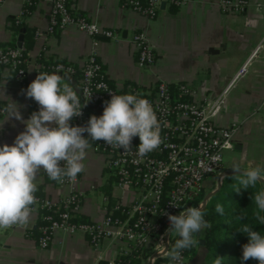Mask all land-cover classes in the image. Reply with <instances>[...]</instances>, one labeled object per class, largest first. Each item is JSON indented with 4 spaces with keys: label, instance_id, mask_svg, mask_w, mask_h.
I'll return each instance as SVG.
<instances>
[{
    "label": "crops",
    "instance_id": "crops-1",
    "mask_svg": "<svg viewBox=\"0 0 264 264\" xmlns=\"http://www.w3.org/2000/svg\"><path fill=\"white\" fill-rule=\"evenodd\" d=\"M249 2L244 14H225L219 7V0H195L179 9L167 7L151 20L123 8L122 0H70L73 12L100 27L120 31L122 38L112 41L92 38L75 26L55 33L47 32L53 0H35L28 16L24 14L25 0H4L0 6V45L9 47L18 39L22 32L16 34L12 20L24 15L21 30H25L24 39L27 31L33 34L34 46L26 58L25 84L8 69L0 70V97L7 108L0 122V146H12L15 138L26 129L24 123L10 118L15 107L13 103L20 106L25 121L30 119L35 111L31 98L26 96V89L39 73H53L50 68L58 63L74 65L79 71L86 58L96 53L107 79L117 88L134 86L150 91L159 82L187 84L195 92L193 98L202 102L219 95L249 61L247 74L230 91L215 123L219 126L240 125L235 149L230 151L237 154L233 158L226 157L229 165L225 163V170L236 164L245 170L249 165L264 167V42L261 51L253 56L264 39V0ZM39 30L46 32L36 40L35 33ZM137 32L145 33L154 49L156 60L151 67L137 65L136 49L130 41L131 34ZM65 82L79 88L78 75ZM84 164L85 171L80 173L77 184V189L85 195L81 208L83 219L102 221L106 209L116 201L131 202L133 191L123 192L116 187V178L108 171L102 154L88 149ZM37 184L44 197L55 201L70 193L69 187H60L43 172L38 175ZM209 184L212 193L214 184ZM37 225L38 216L33 213L26 227L0 229V264H93L100 254L106 259L115 258L126 248L122 243L105 242L97 251L83 233L58 230L51 245L42 249L37 243ZM204 231L205 228L199 237ZM152 247H157V243ZM206 252L200 245L195 258L184 264H203ZM156 254L158 252L150 258H142L141 264L151 263ZM156 260H153L154 264Z\"/></svg>",
    "mask_w": 264,
    "mask_h": 264
},
{
    "label": "built area",
    "instance_id": "built-area-1",
    "mask_svg": "<svg viewBox=\"0 0 264 264\" xmlns=\"http://www.w3.org/2000/svg\"><path fill=\"white\" fill-rule=\"evenodd\" d=\"M195 0H122L125 9L135 11L151 20L167 8H182ZM4 0H0V6ZM31 5L35 0H25ZM164 5V7H163ZM249 0H219V7L225 14H244L249 8ZM24 15L17 18L21 25ZM69 26H75L92 38L119 41L120 31L100 27L83 15L72 11L70 0H53L47 32L55 33ZM46 32V31H45ZM45 32L37 31L38 40ZM17 34V33H16ZM130 41L136 49L137 65L151 67L156 55L147 35L132 33ZM262 43L253 56L262 49ZM249 62V61H248ZM245 63L228 85L215 97L196 101L195 92L187 84L172 85L159 82L154 89L144 91L139 87L117 88L107 79L104 66L96 53H91L78 71L74 65L58 63L50 68L62 74L79 77V95L82 115L71 120L72 126H87L91 116L103 115L105 101L113 95L134 94L147 99L152 104L158 119L162 122V142L152 152L141 156L138 152L139 137L132 140V150L112 147L105 141L92 142L91 148L106 158L108 171L116 178V187L121 191L132 190V200L128 204L116 201L106 209L102 221H87L81 217L85 195L77 189L80 174L75 181L58 183L69 187L70 193L55 201L35 193L37 202L33 213L38 216L37 243L42 249L51 245L54 233L58 230L76 234L83 233L93 247L100 251L105 242L122 243L126 248L120 256L106 259L103 254L93 264H132V260L157 243L158 253H163L180 237L166 235L170 226L168 215H179L190 207H200V198L206 191L207 181L217 173L224 172L226 154L235 149V137L239 124L219 126L216 117L222 112L226 98L241 78L248 72ZM8 69L14 77L25 84L27 78V59L23 47H19V36L15 46L0 48V70ZM80 72V74H78ZM0 78V87H1ZM84 93V95H83ZM34 111H39L38 103L31 99ZM6 105L0 97V122L6 115ZM89 138L88 134H84ZM219 157L218 159H213ZM220 175V176H221ZM206 198V197H205ZM18 226V225H17ZM13 226L7 229H13ZM167 252L164 254L166 255ZM183 252V264L186 261ZM154 264V261H151ZM170 264V261H168Z\"/></svg>",
    "mask_w": 264,
    "mask_h": 264
},
{
    "label": "clouds",
    "instance_id": "clouds-1",
    "mask_svg": "<svg viewBox=\"0 0 264 264\" xmlns=\"http://www.w3.org/2000/svg\"><path fill=\"white\" fill-rule=\"evenodd\" d=\"M58 73H61L60 68L51 74L39 73L26 89V96L40 106L30 119L25 121L20 106L13 103L10 118L24 123L26 129L12 146H0V229L28 226L34 211L32 206L37 202L38 175L46 173L49 179L59 183L66 179L75 181L78 174L85 171L84 161L92 142L102 140L111 148L129 152L133 138L139 137L137 149L141 156L152 152L162 142V122L152 104L134 94H112L111 100L105 101L103 115L91 116L87 126H72L71 120L82 115L87 102L81 107L79 88L65 82V76ZM85 133L89 138L84 137ZM232 170L238 173L234 178H239L241 189L264 183V167L249 165L247 170H242L236 164ZM254 200L259 211L264 212V191L256 193ZM216 211L223 214L220 205ZM257 218L264 224V217L258 214ZM168 219L170 226L166 235L176 234L180 238L169 247L167 255L170 264H183V252L199 243L195 236L207 227V222L200 207L186 208L178 216L168 215ZM236 219L245 218L237 216ZM238 231L248 237V243L242 246L241 264L249 259L264 264V235L247 224ZM222 261L216 257L214 264H222Z\"/></svg>",
    "mask_w": 264,
    "mask_h": 264
},
{
    "label": "trees",
    "instance_id": "trees-1",
    "mask_svg": "<svg viewBox=\"0 0 264 264\" xmlns=\"http://www.w3.org/2000/svg\"><path fill=\"white\" fill-rule=\"evenodd\" d=\"M34 5L35 3L33 2L31 5L25 7L24 14L26 16L32 13ZM12 21L13 30H15L17 34L19 32L23 33V30H21L22 25H16L15 19ZM13 46H15V42L9 47ZM33 46V34L27 31L23 41V54L25 58H27L28 52L33 49ZM0 48H2L1 45ZM78 74H80V72H78ZM234 176L235 175H229L226 177L222 183L221 189L207 201L206 208L203 212L207 227L202 237H199V234L195 236L197 241L202 239L205 240V245L203 247H205L207 254L203 264H214L216 257L223 260L222 264H241L242 246L248 243V237L238 230L245 224L254 231L261 232V234L264 235V224H261L260 220L257 218L258 214L264 217V212L259 211L254 200L256 193L264 191V183L258 182L255 187H249L247 190H244L241 189L239 178H234ZM36 194L43 196L40 188H38ZM205 197L206 196L203 194L199 201L202 202ZM217 205L223 208L222 215L216 211ZM237 216H243L245 219L237 220ZM197 245H199V243L192 249L186 250V261H191L195 258L198 249ZM144 257L146 258L145 253L141 254L139 258L132 260V264H141V260ZM168 261V258H161L157 259L155 264H161V262L167 263ZM244 264H259V261L249 259L244 262Z\"/></svg>",
    "mask_w": 264,
    "mask_h": 264
},
{
    "label": "rangeland",
    "instance_id": "rangeland-1",
    "mask_svg": "<svg viewBox=\"0 0 264 264\" xmlns=\"http://www.w3.org/2000/svg\"><path fill=\"white\" fill-rule=\"evenodd\" d=\"M235 154H237V152H228L227 154H226V157L228 156H230V157H234L235 156ZM255 157V155H253V158ZM251 159V157L247 160V162H249V160ZM261 164V163H260ZM227 165H229V161L228 162H226V166ZM259 166V165H258ZM261 166V165H260ZM242 170H245V169H242ZM228 171H233L232 170V167H231V169H229V170H225L223 173H226V172H228ZM220 175H221V172L220 173H217L216 175H213L209 180H208V183H206V191L204 192V195L205 196H207L208 195V193H210L209 191V189H210V184H209V182L211 183L212 182V184H214L213 185V188H212V190L213 189H217L218 187H219V184L220 183H223V181L226 179V177H223V178H220ZM219 178V179H218ZM215 181V182H214ZM214 182V183H213ZM207 185H209V186H207ZM209 188V189H208ZM175 235L176 234H173V236H171L172 237V239L174 240L175 238ZM202 240H204V239H202ZM202 240H200L199 241V245H197V248H199L200 247V245H201V241ZM205 241V240H204ZM159 249L157 248V247H151V248H149L148 250H146L145 251V254H146V258H150L151 257V255L153 254V253H155V252H157ZM148 251V254L146 253ZM206 254H207V252H206ZM165 258H168L169 259V257H168V255L166 254L165 256H164ZM206 257V256H205ZM149 264H151V263H149Z\"/></svg>",
    "mask_w": 264,
    "mask_h": 264
},
{
    "label": "water",
    "instance_id": "water-1",
    "mask_svg": "<svg viewBox=\"0 0 264 264\" xmlns=\"http://www.w3.org/2000/svg\"><path fill=\"white\" fill-rule=\"evenodd\" d=\"M163 7H164V5H163ZM24 32H25V30H23V33H24ZM23 33L19 35V47H23V41H24V34H23ZM58 74L61 75V76H65V80H67V79H69V78L71 77V76H70L69 74H67V73H65V74L58 73ZM229 175H238V173H235L234 171H228V172H226V173H222V175L220 176V178L227 177V176H229ZM221 187H222V183L219 184V187L217 188V190H215L214 192H212V193H210V194H208V195L206 196V198H205V202H203V205H202L203 207H202V209H201L203 212H204V210H205V208H206L207 201L211 198L212 195H214L215 193H217V192L221 189ZM189 207H190V206H189ZM170 234H171V233H168L167 236H169ZM201 245H202V246L205 245V241H204V240L201 241ZM167 251H168V248L166 249L165 252H163V253H158V254L154 255L153 258H152V261L155 260V259L160 258V257L163 256Z\"/></svg>",
    "mask_w": 264,
    "mask_h": 264
}]
</instances>
